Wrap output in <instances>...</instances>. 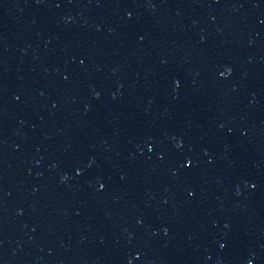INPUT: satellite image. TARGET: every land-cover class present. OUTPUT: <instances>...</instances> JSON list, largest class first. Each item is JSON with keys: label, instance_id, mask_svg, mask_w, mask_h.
<instances>
[{"label": "water", "instance_id": "water-1", "mask_svg": "<svg viewBox=\"0 0 264 264\" xmlns=\"http://www.w3.org/2000/svg\"><path fill=\"white\" fill-rule=\"evenodd\" d=\"M0 264H264V0H0Z\"/></svg>", "mask_w": 264, "mask_h": 264}, {"label": "snow or ice", "instance_id": "snow-or-ice-1", "mask_svg": "<svg viewBox=\"0 0 264 264\" xmlns=\"http://www.w3.org/2000/svg\"><path fill=\"white\" fill-rule=\"evenodd\" d=\"M191 163V161H189V164ZM101 187H103V185H101ZM222 247H223V245H222Z\"/></svg>", "mask_w": 264, "mask_h": 264}]
</instances>
